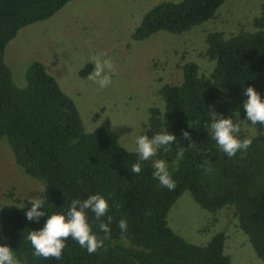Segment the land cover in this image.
<instances>
[{
	"label": "trees",
	"instance_id": "1",
	"mask_svg": "<svg viewBox=\"0 0 264 264\" xmlns=\"http://www.w3.org/2000/svg\"><path fill=\"white\" fill-rule=\"evenodd\" d=\"M70 1L0 0V140H6L24 173L43 185L45 212L29 221L20 208L3 210L0 244L11 246L20 264H232L224 232L197 245L169 226L171 209L188 192L208 213L231 211L237 228L264 262V124L237 120L245 116V86L264 97V4L251 30L231 37L207 36L204 57L214 64L209 75L202 74L196 62H187L179 83L160 88L162 108L149 110L144 134L165 130L177 135L169 151L158 148L151 158L166 162L175 183L170 190L153 178L151 159L140 162L139 174L130 171L137 156L121 145L108 119L88 131L73 100L40 62L27 69L25 87L14 83L4 59L7 45L21 29L53 17ZM224 1L160 3L145 14L133 37L189 31L212 19ZM213 114L237 122L236 135L250 138L249 147L231 157L221 151L207 127ZM100 118L94 114L95 122ZM93 193L105 196L110 205L100 220L87 212L103 245L88 253L69 237L60 259L34 256L24 239L27 232L42 228L47 216L64 211L70 200ZM108 215L112 220L105 238L98 226ZM121 218L127 220L126 232L118 227Z\"/></svg>",
	"mask_w": 264,
	"mask_h": 264
},
{
	"label": "rangeland",
	"instance_id": "2",
	"mask_svg": "<svg viewBox=\"0 0 264 264\" xmlns=\"http://www.w3.org/2000/svg\"><path fill=\"white\" fill-rule=\"evenodd\" d=\"M181 1L72 0L53 17L21 29L6 47L5 63L16 86L23 88L27 69L40 62L73 100L88 131L108 119L121 145L134 152L132 138L146 131L149 110L162 108L160 88L179 83L181 66L187 62H196L200 72L209 75L214 64L204 57L207 36L231 37L251 30L264 4V0H225L212 19L189 31H161L134 39L149 10L160 3ZM99 53L110 58L115 69L112 83L105 88L88 79L93 69L90 58ZM96 113L101 115L97 122L93 119ZM43 192V185L16 164L6 140H0V214L23 204L31 206L29 198L43 199ZM168 223L197 245L224 232L228 237L225 252L232 256V264H264L237 228L231 211L208 213L188 192L171 209Z\"/></svg>",
	"mask_w": 264,
	"mask_h": 264
},
{
	"label": "clouds",
	"instance_id": "3",
	"mask_svg": "<svg viewBox=\"0 0 264 264\" xmlns=\"http://www.w3.org/2000/svg\"><path fill=\"white\" fill-rule=\"evenodd\" d=\"M104 53H99L90 58L93 63V69L88 74V79L93 81L99 88H105L112 83L114 74V65L110 58L104 57ZM244 97L241 107L245 116L243 120L250 125L264 124V97L255 89L248 85L243 88ZM238 115V113H237ZM208 131L211 138L215 141L216 146L227 156L231 157L238 151L246 150L251 144L250 138L239 139L236 135L240 131L237 122H233L231 117L213 114L211 122L208 124ZM185 137L189 133H183ZM177 135L172 131L161 130L149 136L147 133L135 135L132 138L134 152L137 161L131 164L130 171L134 174L141 172L142 161H148L156 155L157 149L167 152L171 149L176 141ZM183 149L177 152V157L181 156ZM152 176L161 186L173 189L175 183L170 175L168 166L163 159H151ZM30 208L23 204L19 208L23 211L25 218L29 221L45 215L43 210L44 200L37 197H30ZM108 199L100 193H93L84 199H72L67 203V207L62 212H55L47 216L44 226L39 230L27 232L24 239L30 242L34 256L44 258L54 257L60 259L62 249L65 247L67 238L75 240L81 248L88 253L95 252L103 245V240L99 239L95 232L92 231L88 220L87 212L94 214L97 220L104 217L109 211ZM112 216H107V222L101 221L99 229L107 238L110 234V222ZM118 227L121 232H126L128 223L126 218L118 221ZM0 264H20L14 249L7 244H0Z\"/></svg>",
	"mask_w": 264,
	"mask_h": 264
}]
</instances>
